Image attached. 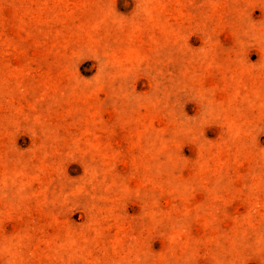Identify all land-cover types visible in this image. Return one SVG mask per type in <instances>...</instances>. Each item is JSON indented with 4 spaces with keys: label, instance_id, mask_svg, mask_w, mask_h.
I'll use <instances>...</instances> for the list:
<instances>
[{
    "label": "rangeland",
    "instance_id": "obj_1",
    "mask_svg": "<svg viewBox=\"0 0 264 264\" xmlns=\"http://www.w3.org/2000/svg\"><path fill=\"white\" fill-rule=\"evenodd\" d=\"M0 264H264V0H0Z\"/></svg>",
    "mask_w": 264,
    "mask_h": 264
}]
</instances>
